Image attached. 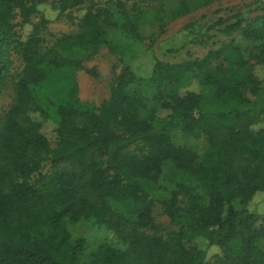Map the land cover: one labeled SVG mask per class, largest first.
I'll return each instance as SVG.
<instances>
[{
  "label": "trees",
  "instance_id": "obj_1",
  "mask_svg": "<svg viewBox=\"0 0 264 264\" xmlns=\"http://www.w3.org/2000/svg\"><path fill=\"white\" fill-rule=\"evenodd\" d=\"M153 1L144 10L136 0H0V92L13 60L22 65L15 99L0 111V264H264V208H250L264 197V21L245 28L236 12L222 29L255 42L247 57L223 44L202 58L156 61L142 78L126 57L136 55L143 27L216 0H170L167 12L160 3L168 0ZM45 3L59 15L81 10L77 32L47 44L41 18L21 40L15 27ZM103 47L121 68L94 108L77 99L74 71ZM173 129L203 136L202 154L174 145ZM135 145L141 152L129 151ZM44 161L51 172L42 173ZM164 168L168 194L159 192ZM156 203L175 229L155 222ZM82 221L114 232L124 247L88 249L70 231ZM197 237L218 252L197 249Z\"/></svg>",
  "mask_w": 264,
  "mask_h": 264
},
{
  "label": "rangeland",
  "instance_id": "obj_2",
  "mask_svg": "<svg viewBox=\"0 0 264 264\" xmlns=\"http://www.w3.org/2000/svg\"><path fill=\"white\" fill-rule=\"evenodd\" d=\"M136 2L144 10H150V6L154 4L153 0H136ZM128 3H131V1ZM175 5V2L170 0L160 3V7L165 12L174 9ZM236 12L242 13V27L251 29L260 28L264 21L263 0H216L210 5L185 16H164L162 20L143 27L136 55L133 57L127 56L126 62L137 76L148 78L156 61L174 64L189 59L202 58L209 50L220 48L223 44L232 43L238 46L242 55L247 57L250 47L255 42L246 39L239 31L222 32L226 24L234 22V19L229 18ZM78 14H82V11L69 10L59 15L57 10L51 8L50 5L46 3L41 4L39 6V13L31 17L30 23L18 24L15 27V31L21 40H25L32 32V24H37L41 18H45L48 20V24L46 29L41 32V36H43L47 44H51L56 38L64 34L77 32ZM119 58V55L111 54L108 49L103 47L90 58L83 60L74 71L77 99L94 108H97L106 100L109 97L115 77L121 68ZM21 68L20 61L14 59L12 65L13 78L0 92V111H6L15 99V82L18 79ZM189 81L190 79H188ZM212 92V87L203 89L204 94H211ZM45 130L51 135L50 147L53 149L56 146L53 139L54 125L48 122L45 125ZM170 134L174 145L188 147L197 155H201L206 146V140L203 136L187 137L178 129H173ZM141 150V145L129 148V151L134 154L141 152ZM42 165V173L52 171L47 161H44ZM159 180V192L168 194L169 190L173 187L167 168H164ZM184 199L183 201H185ZM109 204L115 213L128 217L123 207L117 202L110 200ZM233 205L237 210L244 208L238 200H235ZM250 208L255 209L257 212H262L264 197L259 195L255 198L251 202ZM153 216L155 222L162 227V231L164 229H175L174 226L168 223V219L163 214L159 203H156L153 208ZM70 231L74 236L84 237L86 241L85 245L88 249L104 241L111 242L122 248L124 247L120 244L114 232L106 230L103 227H97L90 221L77 223L70 228ZM191 243L197 249L208 250V242L202 237L195 238ZM262 244H264V241ZM217 252V249L212 248L208 250V256H212ZM209 262L213 264L214 260L210 259Z\"/></svg>",
  "mask_w": 264,
  "mask_h": 264
}]
</instances>
